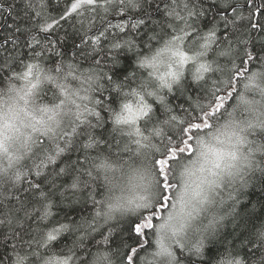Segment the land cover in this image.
Segmentation results:
<instances>
[{"label":"clouds","instance_id":"9594fccd","mask_svg":"<svg viewBox=\"0 0 264 264\" xmlns=\"http://www.w3.org/2000/svg\"><path fill=\"white\" fill-rule=\"evenodd\" d=\"M174 3L175 0L169 2ZM113 6L137 11L145 5L144 0H131V3L113 0ZM166 16L168 21H162L158 31L149 33L152 39L144 43V48L137 44L127 50L135 59L133 70L123 79L113 80L108 72H103V66L97 67L98 61L81 67L62 59L53 65L46 62L45 56L31 57L23 70L0 81V189L17 188L31 173V164L38 157L46 158L57 145L65 144L66 137L72 140L81 126L93 122L99 101L97 93L103 95L107 87L117 97L115 106L106 105L108 115L103 122L107 140L97 138L99 146L91 149L83 147L86 140L76 144L85 153L81 161L85 167L81 169L77 165V173L84 175L78 178L84 180L87 176V185L95 184L101 194L99 199L92 196L88 217L76 224L68 223L69 232L76 236L75 251L43 245L37 254L28 248H18L11 264H63L64 261L79 264L77 252L84 247V243H79L81 239L86 241L105 228L119 231L122 224L145 215L157 217L158 222L154 226L152 223L150 246L134 258V264H184L178 251L204 258L210 242L238 223L242 193L248 191L257 177L264 176V64L239 72L234 52L222 56L209 51L198 56L200 37L174 41L172 33L166 30L170 19L167 12ZM195 31L191 29L189 34ZM177 48L186 57L196 59L180 63V57L173 55ZM201 63L211 65L212 70L197 80ZM27 64L35 67L31 76L24 79ZM112 67L109 66L110 72ZM237 75L240 80L236 79ZM105 77L107 86L103 83ZM33 83L37 86L29 91ZM188 84L206 95H189ZM176 94L184 96L189 107L207 119V127L202 124V130L192 133L190 139L180 129L200 120H189L191 113L178 114L170 103ZM228 96L233 101L224 106ZM217 97L223 98L222 108ZM125 105L130 107L126 109ZM145 105L151 108V120L138 118ZM157 107L163 114L159 118ZM172 115L177 116V121L170 119ZM181 120L183 124L179 123ZM137 127L142 128V135H136ZM185 140L188 145L183 143ZM176 145L183 151H176L179 158L167 170L172 191L170 197H165L155 160L158 154L166 155L169 146ZM72 147L67 144L65 151ZM77 173L73 176L77 177ZM72 183L73 178H69L63 189L54 192L53 207L57 196L66 198ZM80 199L73 203H79ZM162 199H169L163 214L155 210ZM22 209L21 205L12 211V222L19 223L16 212ZM37 235L43 243L46 233ZM250 242L264 253V220L251 232ZM87 260L88 264H126L128 256L123 249L98 246ZM214 264L249 262L240 251L232 249L224 251Z\"/></svg>","mask_w":264,"mask_h":264},{"label":"trees","instance_id":"16d2710c","mask_svg":"<svg viewBox=\"0 0 264 264\" xmlns=\"http://www.w3.org/2000/svg\"><path fill=\"white\" fill-rule=\"evenodd\" d=\"M185 2H188V0H185ZM259 2L260 5H264V0H259ZM43 3L46 5L44 15L54 18L57 23H54V30H50L49 33L41 34L37 32L36 35L42 38V43L50 49V51L46 53V62L53 65L62 59L78 63L81 67L95 64V60L86 59L83 54H77V45L81 49H84V44L81 43V40H87L89 37H93L94 34L98 35V30L105 31L108 35L114 36L117 34V29L114 27L115 25L129 24V17L140 15L139 10L133 11L129 9L128 11H123L120 8H116L115 11L110 8L105 12L104 8L106 5L104 4V0H98L95 6H89L84 4L82 0H79L78 3L81 4V7L76 12L71 10V4L77 3V0H43ZM212 3H215L217 8L220 9L218 13H210L208 11L209 5ZM229 3L232 5H240L237 13L231 11V7L225 3V0H190L189 8L193 9V11H204V15L199 17V22L196 23L193 28L196 29L195 32H207L208 28L205 27L204 22L215 18L214 22L219 21L217 24L218 35L228 33L231 34L233 41H248L246 50L249 52H252L253 46H255L256 51L252 52L254 58L249 61L248 58L244 56L243 51H241L244 45L242 43L233 44L236 52L239 53V55H235L234 57L235 66L238 68L239 72H244L245 69L258 67L260 64H264V51H261V48L264 47V31L252 30L247 19L249 16H252L253 22L259 21L260 23H264V17L260 15L262 7L258 8L256 6V0H229ZM14 4L19 7L23 6L21 0H0V39H3L4 36L8 34L9 29L7 26L13 24V13H10L7 9ZM157 5L160 9L159 12L155 11ZM66 9L67 11H65ZM166 12L167 10L163 0H152V6L148 8V13L152 16V20L148 21L149 28H154L155 31H158V26L161 22L168 21ZM21 15H23V13H21ZM237 15L241 18L235 21V26L229 25L225 28L223 21H220L221 16L235 17ZM33 22H35V20ZM24 26L28 27L29 25ZM127 30L128 29H126V31ZM166 30L170 33L173 32V29L167 25ZM84 32H87V36L83 35ZM195 32H193V35ZM149 33H151V31H149ZM145 39H147V36ZM49 41L53 43L49 44ZM139 46L140 48H144V45ZM7 48V52L0 50V65H3V67H0V81L7 79L10 75L14 76L17 72L23 70L24 64L32 57L31 50L27 47L22 46L18 49H13L11 43H9ZM85 51L95 55L91 47L85 49ZM9 53L15 60L9 59L8 64L5 65L3 57L8 56ZM134 59L135 57L133 55L128 54L127 49L118 54V60L120 61L119 66H113L110 58L108 63H104L103 53L96 56V60L101 61L97 67L103 66V72H108L113 80H120L126 77L128 72L133 70ZM241 59L244 60L243 66H241ZM110 65L113 66L111 72L109 71ZM236 79L240 80L241 78L237 75ZM103 83L107 86V77L104 78ZM186 90L191 96L201 95L204 97L206 95L201 94L200 90L194 88L191 84L186 86ZM220 95L227 94L220 93ZM96 96L97 99H101L102 96L106 104L115 106L117 103V97L112 95L110 89L107 87L103 95L97 93ZM232 101L233 97L228 96V99L224 102V106L229 105ZM202 102H206V99ZM170 103L174 105L178 114L181 116H187L189 113H191V116L203 115V113L198 112L194 107L190 108L187 99L180 94L173 95L170 99ZM97 110H99V106ZM156 111L159 112V107H157ZM107 115V112H105V118H107ZM92 120L95 122L93 118ZM84 139L85 137L83 136L79 137V140ZM112 143L115 147V140H113ZM61 146H63V144H61ZM84 158V150L74 145L72 148L62 153L57 158L55 164H49L47 168L44 169V174H47L54 168L77 166ZM159 158L160 155L158 154L157 159ZM178 158L177 156L176 159ZM38 162L39 161L36 160L31 164V173L23 179L17 188L10 190L8 187H4L0 189V233H3V235H0V264H11L14 252L20 248L21 245L27 248V245L23 242H31L33 238L38 239V233H46L51 230L53 226H58L59 223L76 224L80 220L88 217L92 211V196H95L97 199L100 197L101 189L95 186V184L87 185L82 193H78L76 196H72L69 192H66V198L60 196L55 198V204L52 209L53 215L47 220L41 219L40 214L35 212V209L38 208L39 205L34 203L29 205L27 201V197L29 196V185L39 179L35 174V164ZM172 162L173 160L170 163V167ZM156 168L158 170V166H156ZM69 178L68 176L58 178L57 184L59 185L61 181H63V184L66 185L69 183ZM83 179L88 180L89 178L84 176ZM44 186L47 187V181L44 182ZM61 189H63V187H61ZM171 191L170 187L165 189L163 191L164 196L170 197ZM78 198H82L79 200V203H73V201ZM22 201L24 203L22 211L16 212L19 223L13 221L9 224L8 221L12 216V211L20 208ZM241 201L242 203L238 211V223L235 227L227 228L218 239L210 242V246L206 250V257L186 256L183 252L178 251V256L183 260L184 264H214L215 259L224 251L232 249L240 251L249 264H253V262H256V264H264V253L260 251L258 246L250 242L251 232L260 221L264 220V176L257 177L248 191L242 193ZM168 205L169 199H162L155 210L163 214ZM133 221L142 222L140 218H132L131 223ZM156 222H158V218L153 217V226ZM131 223L122 224L119 231L105 228L93 234L91 238L84 241V247L77 252L79 261L88 259L91 252L98 246L123 249L125 255L127 254L126 256L133 255L134 258L139 257L143 250L150 246L152 228H145L144 234L139 237L140 243L133 244L129 238V232L127 231ZM21 226H23L25 234L23 236V241L18 242V237L16 239L12 238V232L13 229H15L19 233ZM101 233H103V235H101ZM132 235H135V233H132ZM105 237L108 238L107 243H101L104 241ZM75 239L76 236L72 232H68L67 234L62 233L59 242L54 243L52 246L56 249L67 250L71 248ZM33 247H36L34 242ZM132 247H135L138 255L129 250ZM126 264H128V260H126Z\"/></svg>","mask_w":264,"mask_h":264},{"label":"snow or ice","instance_id":"6c2138e0","mask_svg":"<svg viewBox=\"0 0 264 264\" xmlns=\"http://www.w3.org/2000/svg\"><path fill=\"white\" fill-rule=\"evenodd\" d=\"M82 2L89 6H95L97 5L98 0H82ZM129 2L131 3V0H129ZM163 2L165 5H168L166 10L168 16L170 17L168 22L169 26L173 29V40H179L183 42L185 37H187L188 40H191L194 36H199L201 41V51L197 53L198 56L207 55L209 51L218 52V54L222 56H231L233 52L235 53V55H239V53L236 52V49L233 47V44L242 43L244 47L241 49V51H243L244 56H246L249 61L254 58L252 52L256 51L255 46H253L252 52L247 51L246 46L248 41H233L231 38V34L228 33L218 35L217 24L219 23V21L214 22L215 18H213V20L204 22L205 27L208 28L207 32H195L194 35L192 32L191 34H189L194 25L199 22V17L204 15L203 10L193 11V9L189 8L190 0H188V2H185V0H175L174 4H169L168 0H163ZM225 3L231 7V11L233 13L238 12L240 7L239 4L232 5L229 3V0H225ZM21 4L23 5L22 7L14 4L12 7L7 9V11L13 13V24L7 26L9 29L8 34L4 36L3 39H0V50L7 52V45L11 43L13 49H18L24 46L31 50L33 58L39 57L43 59L46 56V53L50 51V49L42 43V38H39L36 33H49L50 30H54V23H57V21H55L54 18H50L44 15V9L46 5L43 3V0H21ZM104 4L106 5V7L104 8L105 12H107L110 8L113 11L118 8L113 6V0H104ZM144 5L145 6H142L139 9V16L129 17V24H118L114 26L117 29L116 35H108L105 31L98 30V35L94 34L93 37H89L87 40L82 39L81 43L84 44V49H81L77 45V54H83L86 59H92L95 60V62L98 61L100 64L101 61L96 60V56L100 55V53H103L104 63H108L110 58L111 64L113 66H117L119 64L118 54L120 52L124 51L125 49H131L137 44L144 45V43L150 42L152 37L149 36V31H151V33H155V29H150L148 25V21L152 20L151 14L148 13V8L152 6V3H149L148 0H144ZM80 7V3L71 4V10L73 12H76ZM132 7H135L134 3L132 4ZM261 7L264 8V5H261ZM65 11H67V9ZM155 11H160L158 5ZM208 11L210 13H218L220 9L217 8L215 3H212L209 5ZM21 13H23V15H21ZM260 15L264 17V11H261ZM240 18L241 17L239 15L235 17L221 16L220 21H223L224 27L227 28L229 25L235 26V21ZM247 19L252 30L264 31V23H260L259 21L253 22L252 16H249ZM34 20L35 22H33ZM24 25L29 26L26 27ZM126 29L128 30L126 31ZM85 36H87V34ZM146 36L147 39H145ZM52 43V41H49V44ZM89 47L93 49L95 55H92V53H88L85 51V49ZM261 51H264V47L261 48ZM173 55H177L180 57V63H184L189 59H196L195 56L186 57L183 51H181L179 48H177L173 52ZM9 59H12L13 61L15 60L14 57H11L10 53L8 56L3 57L5 65L8 64ZM243 63L244 60L241 59V66H243ZM0 67H3V65H0ZM34 67L35 65L33 64L26 65L27 70L23 72L24 79H28V77L31 76ZM211 70V65L207 63H201L197 69V72L199 74L195 77V79H203V73L209 72ZM36 86V83L31 84V88L29 91L36 88ZM217 99L221 101L219 104V108H222L223 98L217 97ZM106 105L107 104L101 96V99H99L98 101L99 110H97L93 117L95 122H91L89 124L81 126L73 136L72 140L69 141L66 137L65 144H63V146L57 145L55 150L52 151L46 158H37V161L39 162L35 164V174L37 177H39V179L29 185V196L27 197V201L29 205H32L33 203L39 205V207L35 209V212L37 214H40L41 219L47 220L53 215V204L51 202L52 195L54 194V192L58 191L59 188L64 187L63 181H61V184H59L58 187V178H62L64 176L73 178V183L68 188V192H70L72 196H76L78 193H82L83 189L87 186V180L78 178L79 176H83L84 174L77 173V166H70L69 168H54L51 169L47 174H44V169L47 168L49 164L56 163L57 158L61 153L65 151L67 144H72L74 146L77 143H82L86 140L87 143H84L83 147L85 149H91L93 146H99V140H107V128L104 126L103 122L105 117L104 113L106 112ZM129 107V105H125L126 109ZM219 108H217V111L219 110ZM45 111H47V109H45ZM168 111L170 112L172 111V109H169ZM157 114L158 118L160 115H163L162 113H160V109ZM214 114L215 113L213 112L212 115ZM138 118L151 120V108L145 105ZM194 118H198L200 120V123H191L189 127H182L180 129L181 132L189 137V139L191 138L192 133L202 130V124L204 127H207L206 117H197L196 115H193L189 117V120H192ZM170 119L172 121H177V116L172 115L170 116ZM179 123L183 124L184 121L181 120L179 121ZM156 132L157 135L160 134L159 129H157ZM135 133L138 136L142 135V128L137 127L135 129ZM169 135L171 136L172 134L170 133ZM81 136L85 137V139L79 140V137ZM97 138H99V140ZM175 138V136H172V139ZM108 143L110 144L111 141H109ZM183 143L185 145H188V140L183 141ZM107 146L108 145L106 144L105 148H107ZM177 150L183 151V149L179 148V145H176L175 148L169 146L167 154H161L160 158L155 160V165L158 166V174L161 178L160 186L162 191L170 187L167 170L170 168L171 161L177 158V156L175 155ZM78 166L81 169L85 167L83 163H79ZM74 173H77V177L73 176ZM45 181H47V187L44 186ZM21 205L24 207L23 201L21 202ZM140 220L142 222L133 221L127 229V231L129 232V238L131 239L133 244L140 243L139 237L144 234V229L152 227V216L145 215L142 216ZM8 223L11 224L12 221L9 219ZM89 227H94V225H90ZM64 232H69V224L59 223L58 226H53L51 230L46 232V237L43 240V243H41L40 240L36 238H33L31 242L24 241L23 243L27 245L29 251H33L34 253L38 254V250L41 246L53 245L54 243H58L59 238ZM132 233H135V235H132ZM24 234L25 233L23 226H21L19 233L15 229H13L12 238L16 239L18 237V242L23 241ZM0 235H3V233H0ZM101 235H103V233H101ZM107 240L108 238L105 237L104 242L107 243ZM33 242L35 243L36 247H33ZM79 243L83 244V239H81ZM75 247L76 241L74 240L73 246L69 248V252L75 251ZM20 248H23V245H21ZM129 250L132 253L138 255V253H136L135 247H132ZM63 264H67V261H64ZM79 264H88V260H80ZM128 264H134L133 255H128Z\"/></svg>","mask_w":264,"mask_h":264},{"label":"water","instance_id":"95a60500","mask_svg":"<svg viewBox=\"0 0 264 264\" xmlns=\"http://www.w3.org/2000/svg\"><path fill=\"white\" fill-rule=\"evenodd\" d=\"M248 2V1H247ZM257 3H259V0H256ZM261 11H264V8L261 9Z\"/></svg>","mask_w":264,"mask_h":264},{"label":"flooded vegetation","instance_id":"af4514ba","mask_svg":"<svg viewBox=\"0 0 264 264\" xmlns=\"http://www.w3.org/2000/svg\"><path fill=\"white\" fill-rule=\"evenodd\" d=\"M256 6L259 8L260 7V3H256Z\"/></svg>","mask_w":264,"mask_h":264},{"label":"rangeland","instance_id":"374dc122","mask_svg":"<svg viewBox=\"0 0 264 264\" xmlns=\"http://www.w3.org/2000/svg\"><path fill=\"white\" fill-rule=\"evenodd\" d=\"M79 2V0H77V3ZM260 3V2H259ZM259 8H261V5H260V7Z\"/></svg>","mask_w":264,"mask_h":264}]
</instances>
